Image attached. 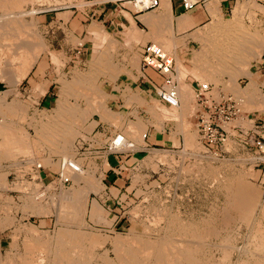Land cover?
<instances>
[{"label": "rangeland", "instance_id": "rangeland-1", "mask_svg": "<svg viewBox=\"0 0 264 264\" xmlns=\"http://www.w3.org/2000/svg\"><path fill=\"white\" fill-rule=\"evenodd\" d=\"M27 1L28 2H26V8L28 7L27 9H29L30 7L33 6L32 7L33 10H35L36 8L37 13H35L33 17H30V15H26L24 19L26 18L25 20L28 22L30 18L32 20L29 22L32 23L35 22L34 24L36 28L34 27L33 24L34 35L37 34V36L35 35L38 38L37 40H41L40 41L41 43L44 42L42 44L43 45L42 48L39 50V56L37 61L32 65L26 76L19 79L18 82H15L14 80L16 79V77L14 78L12 75H14V72L16 70L15 69L16 64L19 62V59L17 60L16 57L20 55H24L25 53L22 54V51L25 50L22 49L21 54L15 56L16 54L20 53V50H16V49L12 50L13 47L9 48L8 45L5 46L7 52H4L5 51L4 50L0 54V65L2 66V69L0 70L1 72H3V74H0L1 75L0 91L5 92V94L3 93V95L5 96L6 101L8 100L10 104L7 110L3 109L2 111L3 116L6 119H8L11 126H14L13 127L14 130L17 129L23 135L25 134L26 143H27L25 144L27 145L26 151H28L27 153L22 152V149L13 151L16 152V154L15 157L13 156L11 158V156L8 155V152L6 150H3L0 146V205H1L0 218L3 217V219H5V222L3 224L4 225L6 224L5 226L3 224L2 225L0 224V262L4 261L7 252H9L10 254L25 252L23 253V255L21 254L22 256H24V260H25L24 261L25 263L23 262L24 264H30V262L33 259L35 260V263L34 261H32L31 264L32 263L46 264V262L47 264H50L52 258L51 254H44V252L42 253L37 252L30 256L28 255V252L25 249V245H23V241L24 239L26 240L27 237L24 238L25 234L22 231L21 226L23 225L27 226L31 223L33 225H36V228H38L36 238L37 236L40 235L38 237V240L40 239L45 240L47 244L50 242L48 245L51 248L54 245L53 243L55 241L54 238H56V236L61 232H62V237H64V239L70 237L69 235L71 234V232H73V230L76 231L80 230V232L82 233L77 231V233L80 235L84 234V235L93 236L94 234L95 235L100 234L102 237L104 235V238L107 237L110 241L107 239L104 241V243L98 244L95 247H93L95 255L93 254L90 264H97L101 262L99 255L100 254L105 255V253H107L105 256H107V259L109 260L108 261L109 264H121V262L116 258L117 253H115V248H114L115 243L113 242L115 236L116 237L122 236L121 238L125 240L126 243L130 241L129 239L131 238L133 240V242L130 241L132 242L131 244L133 243L135 244V242L138 240L139 243L141 242V240L151 242L157 239L156 237L158 235L157 231L154 230L153 228L156 222L159 221L157 217L158 216L157 212L160 210L159 211L160 213L162 208L166 209V212L167 210H169L173 214H176L182 218L185 217V220L187 217L188 221L189 219L190 221L192 220L194 221L196 218L198 219L199 216L201 217L202 215H206L207 212L209 213L210 212L209 210H213V208L211 209L210 207L211 205L212 207L215 206L219 208L221 206L220 204H223L224 195H222L223 194L222 192L216 191L217 183L218 182L223 183V180L225 179L226 175L232 172L231 170L236 171L238 169L244 172V176L246 175L245 177L247 178L246 179L244 177L245 180L248 183L251 182L248 185L249 186L251 185V188L255 186V188H252V190L256 194L255 196L257 197L255 199V204H257L255 210H257L258 205L264 206V151L259 149L256 143L248 142V138L250 136L248 134L246 135L245 138L243 137L235 138L234 135L229 136L227 142L230 144L226 142L224 145V149L227 152H220V156H217V154H215L216 155L215 156L213 154H209L205 152V147L202 145L199 139V135L196 127V116L198 112V107L196 106L194 99L193 86H195L196 81H200V82H208V81L202 78L200 80V78L198 79V77H195L197 75H194V73L189 72L190 71L189 69H192L189 62L188 63L185 62L187 59L190 58L192 60L197 52L200 53L199 49L201 50L205 48V47L201 48L203 46L207 45L208 47H206L207 48L206 50L208 49L212 50L213 47H211L209 43L203 42L204 44L206 43L205 45H203L201 39L200 41L196 39L199 38V35L201 37L204 35V33L206 36V34H211L214 30L221 31L223 29H229L230 27L236 28V31H242L245 35L247 34V38H248L247 41H249V39L252 38V40L250 39L249 42L246 41L245 44L246 49L248 48L249 50L250 48L252 52H254V50L256 52V50L258 49L257 46H259L258 43H260L259 50H261V52L259 54V57L254 58L250 55L252 54L250 53L251 51L247 52L245 50L244 52H247L249 54L247 53L242 54L244 60L241 61L242 64L239 63V72L238 74H235L236 76L233 75V77H231V75L227 73L224 72L222 73V71L220 72L219 70L216 71L215 68L216 63L214 62L213 70H215L216 72L215 71L213 72V70H211L210 68L211 72L214 75L212 79L213 81L211 80L208 83H212L215 89L218 88L224 91L225 93H231L233 97H236L238 95L237 98L239 99L240 97L239 100L243 102L244 101L243 97L241 98V95L239 96V94H237V92L234 91L235 90L234 87L237 86V88H244L245 85H247L250 81V77L246 76L247 74H244V72L241 73L240 66H242L243 68L242 71L247 70L249 73H252L253 80H255L258 84L257 90L259 92L258 91L257 92L259 94H263L264 81L262 80L264 78L263 76H261V73H263L264 71H260V70L261 68L264 67V0H229L231 1V5L226 10L221 9L220 4L222 0H208L205 3V11L207 12V18L200 26H196L194 27V29H191L189 31L188 29H190L194 25L191 23V25H188L186 28L182 29L175 22L177 17H175L172 14L173 18L171 21V25L166 30V34H168L167 31L170 32L168 38L171 39V41L173 40L175 42H178L176 49L174 44H173L174 47H172L173 46L172 44L171 46H169L174 48L176 51L172 48H170L171 50L169 51L168 47L163 46L162 43H161L162 45H160V43L157 40H154L153 36L150 38V36L152 35L151 34L152 30L150 32L147 31L150 30L151 26L149 25L147 26V23L145 24L144 21H142V17L140 18L141 15H144L143 13L146 14L147 12L150 13L153 11L154 13L156 12L158 13L161 10L160 8L163 0H160V3L156 9H149L145 11H138L137 8L133 5V0H117L116 2L115 0L109 2H106V0H62L61 2H58L59 0H37V2L36 0L34 1L27 0ZM31 1H33L32 6H31ZM34 2L37 4H35ZM107 12H112V17L108 19H104L103 13H107ZM135 15H139L138 16L139 19L143 22V24L146 27L143 24H135L134 21ZM129 21L131 23L133 22V25L131 24V27L129 25L130 23H128ZM132 26L133 29L134 27H136L142 33L145 32L147 36L146 34H141L140 31L137 33L141 35L140 36L141 38L143 36L142 39L137 36L138 34L136 36L134 34H129L130 32L132 33L133 30ZM97 27L99 28V30H97V33L96 32L94 33L93 29H97ZM35 29L37 30L36 31L37 33L35 32ZM175 30L179 33L183 32L184 34L176 35L174 33ZM99 31L102 32L101 37H98L100 36V34L98 35V33H100ZM103 34H105L104 35L106 37L105 39L102 38ZM148 34L151 35L149 36ZM196 34L198 37L197 36L195 37ZM171 36H173L172 37L173 39L171 38ZM205 36H203V38H206ZM28 37H29L28 39L30 40L31 36ZM95 37L96 38L98 37L100 39L97 40ZM137 37L140 40H138ZM133 38L135 39V41ZM144 38L145 40H143ZM148 40H150L153 43L159 44L166 52L175 55V60L176 58H178L177 60L180 61L179 59V55H180V58H182L181 62L182 63L185 62L184 64L190 65V67L189 65H185L188 66L186 67L187 69L182 68L183 65L180 62L182 66L181 68L177 69V71L179 72V70L181 69L180 71L182 72L181 76L183 77V80L182 78H177V80L178 83H180L178 86L179 89L178 98H180L181 95L183 94L184 97H187V99H189L186 100L188 105L187 107L189 108H187V110L184 111V115H185L184 119L187 123L186 127L189 133L190 131L192 132L190 133V135L193 136L196 135L194 137L196 138L197 141L193 137V145L195 144L193 148L185 145L184 135L182 137V135L179 134L180 132H182V128H183L182 122L181 120H179L180 119L179 117L175 118L176 116L173 117L171 115H169L171 117H168L165 116L164 113L162 114L159 111H154V112L149 111V109L145 108L144 105L140 104L138 101H135L134 99L135 97H141L144 100L150 102L153 100L157 104V108L159 106L160 108L169 107L161 103L153 95H148L147 92L146 93L142 92L138 88L139 86H137L141 81V78H139L141 76L139 70L140 48ZM256 40L258 42H256ZM106 41H108L109 43ZM253 41L255 42L252 44L257 43V45L256 44L250 45V43ZM104 43L105 45L102 46V44ZM114 44L115 47L114 48L111 47L112 45L114 46ZM108 45L111 46L108 47ZM209 46L211 48H209ZM251 46H254L256 48ZM100 47H102L104 51H102ZM7 48L9 49V53ZM14 50L16 53L14 52ZM107 50L109 52L108 54H107ZM173 50L176 53H174ZM99 51L104 52L107 55L105 54L102 55ZM178 51L179 53L181 52L185 55L183 56V54L181 55V53L180 54L177 53ZM6 53H8L9 56H7L8 54ZM98 53H100L99 55L104 56L103 58L106 59L108 62L111 60V63L109 62V64L111 65L113 64L111 68L113 69L112 73L114 74L113 75L111 73V76L113 75L114 77L113 76L111 77L110 75L104 72H100L103 73L104 74L103 75L100 74L99 71L98 72L94 71L95 69L91 61L93 62V60L97 57ZM1 56L4 58H2ZM13 56H15L14 61L9 60V58ZM7 57L9 58L5 59ZM2 60H5L4 61L5 64L7 63L6 65L4 64V66H6V68L4 69H3L4 66L2 65L3 64ZM182 60H184V62ZM8 64H10L9 67H11V72H10V68L7 66ZM121 67H124L125 69ZM7 68L9 69L7 70ZM124 70L125 72H123ZM4 72L5 73L7 72L8 74L7 73L5 74ZM91 72H93L94 75L95 73L96 74L99 73L97 74L98 76L97 75L95 76V78L101 90H97V92L99 91L98 94L96 91L95 93H93L92 91L91 94H88L89 96H87V100H89V103H85L84 99H79V98L77 99L73 95L71 96L69 95L68 96L69 98L67 99L66 98L63 99L61 97L62 80L66 82H72L75 77L82 75L88 76L91 74ZM181 72H179V74ZM10 75L12 77H10ZM156 81L161 82L162 79L159 78ZM42 82L49 83L50 86V89L46 92V95L49 94L48 103H43L40 101L41 97L45 94V91H43V89L41 88V84H39ZM182 82L184 83V85H182ZM186 86H188L189 88L186 89ZM180 88L183 90L181 91ZM179 91L183 93L181 94V92ZM256 98L257 97L252 98V100L250 101L252 103L247 102L245 100L247 102L246 108L249 107L250 109H252L254 107V109L252 110H250L249 108H247L248 109L247 110L245 108V105H242L243 103L246 104L245 101L242 104L240 102V106L242 110L241 112L244 114H242L243 116L240 115L238 118H235L232 121H230L229 126H227L228 124L226 125V128L228 129L229 132H231L232 134L233 133L236 134V132L232 128L234 125L242 126L246 131L252 126V120L255 119L258 120L259 118L264 120V117L259 115L260 111H258L259 107H260L259 110H262L261 109L262 104L261 102L258 101V99L256 100ZM61 100L67 106L68 104L71 105V107L74 105L76 107L78 106L77 108L78 115L82 112L84 113V114L82 113L83 115L81 114L79 115L81 119L75 121V124L77 126L78 124L80 125L79 122H81V125L79 126L80 128L78 130L79 132L78 134L71 137L72 140L70 139L68 142L69 146L68 144H66V148H68L69 150L66 149L67 152L65 153L69 154L68 151H70L69 155L74 158L77 150L76 141L79 142L84 141L85 144L80 150L81 156L80 158L77 159V161H79L78 168L80 169L81 172H85V173L87 172V174L89 175L91 174V176H94L98 179L100 178L99 180H101L103 184V188H102L103 190L98 189V191L97 190L84 191L83 190V188H85L84 185L81 186V190H83L81 191V193L84 192L83 193L84 195L81 194V196L82 195L83 196L82 197L80 196L81 198L79 197L81 199V202L78 203L80 209L77 207V211L76 210L74 211V212H78L76 213L77 215L74 212H72L73 210L66 212L63 209H61L60 206L57 205L63 199L62 198L63 193H65V195L69 194L73 185H75V181L71 180L70 184L66 186L62 184H58L57 181L50 182V180L53 178L54 173L59 172V170L56 169V166L54 165L58 164L60 162L59 160L63 156H60V154L57 153L51 154L52 153L51 150L53 149L49 148L50 146L46 145V143L41 142L37 137H35L36 130L34 126L35 123L33 122L34 119L36 120L37 116L38 118L44 116L45 114L43 113H46V115L57 114L55 113V111L57 109L59 110V105H60L59 103H61ZM95 101L98 102V105L102 103L104 104L105 102L106 104V105L104 104L105 106L101 105L103 109L101 106H99V108L101 107L100 108L101 110L108 108L111 114L115 115V116L113 115V117L115 118L119 117L118 119H122L123 121L127 119L129 120L128 121L129 123L131 122L133 124L137 123V121H140L141 123L143 122L142 123L143 132L147 133V138L144 139L142 136L144 133H142L140 135V142H138L139 139L137 141L133 137V135L131 134L128 128L127 129L122 128L120 124L115 121L113 123L112 120H114L115 118L111 120L112 123L110 119H106L105 121V118L100 117V115L102 114H98L100 109L97 108L98 107L96 105L97 102ZM94 102L96 103L94 104L96 107L95 106L94 107L97 108L98 112H95V108L94 110L91 109V107H93ZM257 102H259L261 106L260 104L259 106H257L258 104ZM15 104H17V106L19 107H16ZM86 104L87 105L91 104V105L88 106L89 108H86L85 107L87 106ZM248 104H250L251 106L250 105L248 106ZM10 107L11 108L16 107L13 109L16 111L12 113L13 110ZM89 109L92 110L91 113H90L91 110ZM17 110L18 113H16ZM85 112L87 113L85 114ZM162 115L164 117H162ZM16 116L17 117L19 116L18 117L19 119H16ZM20 116L26 117L25 120L22 119V117ZM79 116L76 117V119L79 118ZM82 116L85 117L83 118ZM28 120H30L29 121L30 123L29 122L27 123ZM81 120L84 121L82 122ZM86 120L88 121V123L90 122L91 124L90 123L88 124ZM12 121H14L15 123ZM86 125H88L91 128V131L90 128L87 127ZM113 125H118L120 126V128L118 126H113ZM187 125H190L189 126L190 129L188 128ZM86 130H88L89 132L87 133ZM262 134H264V131L262 132ZM117 135H119L120 137L117 138L119 141L117 142L116 140L117 143L116 145L114 144L113 141ZM173 136L174 138H171ZM182 138H184V140ZM261 139L264 140V138ZM175 140H177V142ZM153 141L155 143L151 145ZM105 143L107 150L109 146L108 143H110L111 148H113L115 145L119 146V149L116 150L117 152L114 153V155L126 154V157H119V159H122V161L120 160V165H119L120 169H118V167H114L115 169L113 170L114 171L113 179L118 178L116 184H113V179L110 180L109 182L108 181L106 182V180L104 179V176L107 172L109 174L112 172V170H108L109 169L108 162L110 161L108 160L107 152L104 151ZM129 143H132L133 146H129ZM183 144L185 145V147L187 146L186 148H184L186 153H184L183 151L185 155L188 153L189 150H192L189 151V153L186 155L187 158L183 153H181L184 147ZM227 146L230 147L227 148ZM262 148L264 149V146H262ZM140 150H144V151H140ZM111 151L109 152L113 153ZM191 154H193L194 156ZM27 160L31 162L29 163ZM110 160L112 161L113 158L111 157ZM191 160L192 161L197 160V161H194V163L192 164ZM36 161L37 163L42 162V165L44 166V170H40V169L36 170V173L34 174L33 171L31 170L33 168V164L34 165L37 164ZM187 161L190 163L192 169L189 168L190 166L187 163ZM206 162L208 163L206 164ZM24 163L26 164V166ZM185 164H187L188 167ZM183 165L184 167L182 168ZM206 165L208 166V168ZM27 166H29V168ZM184 169L187 171V173L186 171H184ZM195 169L199 170V172L196 174H192V172L195 173ZM210 169H214L217 175H215L214 177L212 175H209L208 170ZM190 170L192 172H190ZM225 171H227V173H224ZM245 171L247 172L245 173ZM42 173L46 175L50 174L49 175L50 179H47V176L45 177L46 179H44V176L41 175ZM35 175L40 176V178L36 177ZM216 177L218 178L221 177V178H219V181H217L218 178ZM72 178L73 177H71L70 179ZM213 178H215L214 181ZM212 185L215 187H213ZM25 187H27L26 188L27 190L25 189ZM89 189H92V185H90ZM38 192L39 194H37ZM41 200L43 201L44 204L42 203ZM117 200L120 201V204L117 203ZM92 201L98 202L100 206L102 205L101 212L99 216H97L98 218H96V216L93 217V215L89 210V206L92 203ZM32 202L39 204L41 208L45 210H42L39 214H32L31 210L29 209V205ZM151 207H153V209ZM57 208H60L61 210L59 209L60 211L58 212ZM164 209H162V211H165ZM82 210H84L85 212ZM257 213L253 219L255 222L252 220L253 221L252 223L251 220L246 219L245 221L242 222V224L238 228L237 234L235 235L236 236L235 244L237 246L240 247L242 246V244L245 243L249 244L252 239V236L250 237L249 235H252L254 227L257 226V224L264 225V218L261 217V213L258 214ZM66 214H68L69 216ZM140 221L143 222L140 223ZM248 223L251 227L248 225ZM247 225L250 228L249 227L247 228ZM142 226L145 227L147 226L146 228L148 230L145 229V227L141 228ZM63 228L64 231L67 232L70 231L68 235L67 232L63 231ZM247 229L251 232H248ZM63 232L67 237L63 235ZM225 234L226 231L219 226L218 233L215 235L216 237L211 235L208 239L210 244L208 247L209 255L212 257V259L215 262L218 261L217 264H225L222 260L223 258L222 245L224 244L223 239ZM219 238H223V239H219ZM111 241L112 244L110 243ZM137 243L138 242H136V244ZM213 243L217 245H213ZM218 243L222 245L220 246V244ZM235 252L236 251H234V253L233 252L231 253L230 257L232 259L229 260L228 264L230 263L233 264L234 262H236L235 259L238 258V256H237V252L236 253ZM218 256L220 258H218ZM219 259L221 263L219 262ZM93 261L96 263H94ZM20 263L21 262L19 260H16V264H20ZM1 264H3V262Z\"/></svg>", "mask_w": 264, "mask_h": 264}, {"label": "bare ground", "instance_id": "bare-ground-1", "mask_svg": "<svg viewBox=\"0 0 264 264\" xmlns=\"http://www.w3.org/2000/svg\"><path fill=\"white\" fill-rule=\"evenodd\" d=\"M33 1H31V6H32V2ZM61 1L62 0H59L58 2H61ZM26 2H28V1L27 0H0V54L4 50H5L4 52H7L5 46H8V45H9V48L10 47L11 48L13 47L12 50L13 49L20 50V53L17 51L19 54H16V55L14 54L15 56L20 55L22 49L25 50V51H22V54L25 53L24 55H20V56H17L16 57L17 60L19 59V62L17 61L19 64L18 63L16 64V68H15L16 70L14 72V75H12L14 78L16 77L15 80L13 79L15 82H18L19 79H21L22 77L26 76V74L29 72V70L32 67V65L37 61L38 56H39V50L42 48V46H43L42 44L44 43L43 41H42L43 43H41L40 42L41 40H37L38 39L36 37L37 34H35L36 36L34 35L33 24L35 22L34 23L29 22V21L32 20L30 18H29L28 22L25 20L26 18L24 19V17L26 15H30V17H33L34 14L37 13L36 12V8H35V10H33V8H32L33 6L30 7L29 9H27L28 7L26 8ZM36 2H37V0H36ZM169 3H170V0H163L162 3H161V8H160L161 10L158 13L157 12L154 13V11L153 12H150V13L147 12L146 14L143 13L144 15H141L140 18L142 17V21H144L145 24L147 23V26L148 25L151 26L150 27V30L147 31V32H150L152 30L151 31V34L152 35L150 34L151 35L150 36L148 34L150 36V38L153 36L154 37V40H157L160 43V45L163 44V46L168 47V49L170 51L171 50L170 48L174 47V45H175V49L177 48L176 46H177V43L178 42H175L173 40L171 41V39L168 38V35H170L169 34L170 32L167 31L168 34H166V30L171 25V21H172V18H173ZM35 4H37V3H35ZM60 7H61V5H60ZM140 7H142V6L141 5L138 6V8H140ZM126 13H124V14H126ZM128 20H129V17H128ZM130 21L128 23H130L129 25L131 27V24L133 25V22L131 23ZM175 22L182 29L183 28H186L188 25H191V23H192V21L190 20V18L186 14L185 15H182L180 17H177ZM134 26H136V25H134ZM34 27H35V24H34ZM154 27H155V29H154ZM147 28H149V27H147ZM132 29H133V26H132ZM134 29H136L137 31L134 30ZM134 29L132 30V33L130 32L129 34H134L136 36L138 34L137 32H139L140 30L137 29L136 27H134ZM93 30H94V33L95 32L97 33V30H99V28L97 27V29H93ZM36 31L37 30L35 29V32ZM91 32H93V31H91ZM101 33L102 32L98 33V35L100 34V36H98V37H101ZM140 33L141 34H146L145 32L142 33L141 31H140ZM104 35L105 34L102 35V38L103 39L106 38ZM134 35H131V36H134ZM28 36H31L30 37V40L28 39L29 38ZM137 36L139 38H141L140 37L141 36L140 34H138ZM146 36H147V34H146ZM196 36H197V34L195 35V37ZM203 36H205V33H204ZM203 36L200 37V35H199V38H196V39H198L199 41L201 39V42L202 43L203 42L209 43L211 45V47H213V48H212V50L211 49L210 50L209 49L206 50L207 49L206 47H208V46L207 45L206 46H203L201 48H204V47L205 48L204 49H201V50L199 49V52L200 53L197 52L195 54V56L193 57L192 60H191V58L190 59H187L188 61L186 60L185 62L186 63L189 62V64L191 65V68H192V69H189L190 70L189 72H192V73H194V75H197L195 77H198V79L199 78H200V80H201V78L202 79H206L209 82V81H211L213 79V75L214 74L211 72V70H213V63L215 62L216 63L215 64L216 71H218V70H219V72L222 71V73L223 72L224 73H227V74L231 75V77H233V75H235V74H238V72H239V63L242 64L241 61L244 60L242 54L247 53L248 51H251L250 48H249V50H248V48L247 49L245 48V44H246V41L248 39L247 38V34L245 35L242 31H236V28H231L230 27L229 29H223L221 31L214 30L211 34H206V36H205L206 38H203ZM98 37L97 38L95 37V38L98 40V39H100ZM138 37H137V39H138ZM172 37L173 36H171V38ZM32 38H33V40H32ZM129 38H130V36H129ZM142 38H143V36H142ZM145 38H147V37H145ZM145 38L143 40H145ZM250 39L252 40V38H250ZM250 39H249V41H250ZM138 40H140V39H138ZM134 41H135V39H134ZM249 41H247V42H249ZM106 42H108V41H106ZM254 42L255 41L251 42L250 45H255V44L257 45V43L252 44ZM256 42H258V41L256 40ZM105 43L102 44V46L105 45ZM171 44L172 45L174 44V45L172 47H169V46H171ZM205 44L203 43V45H205ZM258 44L260 46V43H258ZM247 45H248V43H247ZM109 46H111V45H108V47ZM259 46H257L258 52H257V50H256V52H255V50H254V52H252V51L250 52V53H252V54H250L252 57H254V58L259 57V54L261 52V50H259L260 49ZM111 47L114 48L115 47V44H114V46L112 45ZM211 47L209 46V48H211ZM251 47H254V46H251ZM19 48H21V49H19ZM100 48L102 49V51H104L102 47H100ZM254 48H256V47H254ZM254 48H251V49H254ZM37 49H38V51H37ZM172 49H174V48H172ZM7 50H8V53H9V49L8 48H7ZM174 50H173V52H174ZM245 50L247 52H244ZM113 51H115V50H113ZM14 52H15V50H14ZM99 52L102 55H104V54L107 55L109 53L108 50H107V54L104 53V52H101V51H99ZM8 53H6V54H8ZM100 53H98V55ZM174 53H176V52H174ZM177 53H179V51ZM182 54L183 53H181V55ZM247 54H249V53H247ZM98 55L93 60V62L91 61L92 65H93V67L95 69L94 71L95 72H98L99 71V73L100 72H104V73H106V74H108V75L111 76V73H112V70H113L111 68V66L113 64L112 65L109 64V62L111 63V60L108 62L106 59L103 58L104 56H102V55H99L98 56ZM170 55H172V54H170ZM184 55L185 54H183V56ZM2 56H4V55H2ZM7 56H9V54ZM15 56L10 57V58L7 57L5 59H8L9 58V60H13L14 61V57ZM172 56H174V60H175V55H172ZM2 58H4V57H2ZM16 59H15V61H16ZM177 59L178 58H176V60H175V70H176L175 78H176V80H177V78H182V80H183V77L181 76L182 72L180 71L181 69L179 70V72H181L180 74L177 71V69L181 68L182 65H183L182 68H186L188 66H185V65H189V64H184L185 63L184 60H182L184 62V63H182L181 62V59L182 58H180V55H179L180 61L177 60ZM189 60H191V61H189ZM2 61H3V64L2 65L4 66V64H5L4 61L5 60H2ZM130 61H132V60H130ZM176 61L178 62V64H177ZM180 62L182 63V65H181ZM10 63H11V61H10ZM9 65L10 64H8L7 66L9 67ZM17 65H19V66H17ZM190 65H189V67H190ZM240 67H241L240 68L241 69V73L244 72V74H247L246 76L250 77V81H249V83L247 85H245L244 88H237V86L235 85L236 87H234L235 88L234 91L237 92V94H239V96L241 95V98L243 97V100L244 101L246 100L247 102H250L252 100V98L257 97L256 100L258 99V101L261 102V104H262V107H261L262 110H259L260 107H259V109L257 108L258 111H260L259 115H261L262 117H264V93L263 94H259L258 93L259 92L257 90L258 89V86H257L258 84H257V82L255 80H253L252 73H249L246 69H244L246 71H242L243 68H242V66H240ZM4 68H6V66H4L3 69ZM9 68H10V72H11V67H9ZM9 68H7V70ZM121 68H124V67H121ZM210 68H211V70H210ZM0 69H2V66L1 65H0ZM191 70H193V71H191ZM194 71L196 72V74H195ZM214 71L215 70H213V72ZM0 72H1V70H0ZM123 72H125V70ZM99 73H97V74H99ZM140 73H141V71H140ZM0 74H3V72H1ZM97 74L95 73V75H94L93 72H91V74L88 75V76H85V75L84 76L83 75L82 76H77V77L74 78V80L72 78V80H73L72 82H66V81H64V80L61 79L62 80V82H61L62 83L61 84L62 85V94H61V97L63 99H65V98L67 99V98H69L68 97L69 95L70 96L73 95L77 99L78 98L79 99H84L85 103H89V100H87V96H89L88 94H91L92 91H93V93H95V91L97 92V90H101V88H99L100 86L96 82L95 76ZM100 74H103V73H100ZM74 75H76V74H74ZM78 75H80V74H78ZM92 75H94V76H92ZM12 76L10 75V77H12ZM0 78H1V75H0ZM10 83H12V82H10ZM179 84L180 83H178V80H177V94H178V90H179L178 89ZM182 85H184L183 82H182ZM185 85H186V83H185ZM188 88L189 87L186 86V89H188ZM80 89H81V91H80ZM182 90L183 89H181V91ZM181 91H179V92H181ZM98 92H97V94H98ZM3 93L5 94V92L0 91V146H1V148L3 150H6L8 152V155L11 156V158H12L13 156L15 157V154H16V152H13V151L21 150L22 149V152L27 153L28 152V151H26L27 145H25L27 143H26V136H25V134L23 135L17 129L14 130L13 129L14 126H11L10 123H9V121H8V119H6L3 116V112H2L3 109H6L7 110L8 107H9V105H10L9 102H8V100L6 101L5 96L3 95ZM182 93L183 92H181V94ZM237 96H236V98H237ZM102 97H100V98H102ZM134 99H135V101H138L140 104L144 105L145 108L149 109V111H152V112L159 111L160 113H162V114L164 113L165 116H168V117H171V116H173V117L176 116L175 118H178L179 117L180 118L179 120H181L182 125H183L182 132L179 133V134L182 135V137L184 135L185 140H184V138H182V139L185 141V143L184 142L183 143L185 145H187L188 147H191V148H193V146H195V144L193 145V137L196 136V135H194V136L193 135H190V133H192V132L190 131V133H189V131H188L187 127H186V124L187 123H186V121L184 119V116H185L184 115V111L187 110V108H189V107H187L188 105H187V101L186 100H189V99H187V97H184L183 94H182L181 97L178 98L179 101H178V104L176 106H169L167 108L166 107L165 108L164 107L163 108H160L159 105H158L159 107L157 108V104L153 100L150 102V101L144 100L141 97H135ZM239 99H240V97H239ZM246 101H245L246 104H244L243 102L240 101L241 104L243 103L242 105H245V108H246V105H247V102ZM95 102H97V101H95ZM95 102L93 103V107H91V109H93V110L96 107L94 105V104H96ZM259 102H257L258 103L257 106H259V104H260ZM250 103H252V102H250ZM12 104H11V106H12ZM59 104H60L59 105V110L57 109L56 110L57 112L55 111V113H57V114H55V115L52 114L53 116L50 114L51 115L50 116V115H46V113H43L45 115L42 116V114H41V116L44 117V118H42V117H39L38 118V116H37L36 120L33 118L34 119L33 122L35 123V125H34L35 126V130H36V133H35L36 136L35 137H37L41 142L46 143V145L50 146L49 148L53 149V150L50 149L52 151L51 154H56L57 153V154H60V156H63L62 158H69V159L73 160L74 158L69 155L70 154V151H68L69 154L65 153V152H67L66 149H68V148H66V144H68V142L71 139V137H73L74 135L78 134V132H79L78 130L80 128L79 126L81 125V122H79L80 125L78 124V126H77L75 124V121L78 120V119H81L79 115L80 114L83 115L84 113L81 111L83 114L80 113L78 115V111H77L78 106L76 107L74 105V106L71 107V105H69V104L67 106V105L64 104V102H62V100H61V103H59ZM104 104H105V102H104ZM104 104L102 103V104L98 105V102H97L96 105L98 106L97 108L100 109L102 106H105L106 105V104L105 105ZM254 104H255V101H254ZM261 104H260V106H261ZM15 105H16V107H19V106H17V104H15ZM90 105H87L85 107L86 108H89L88 106H90ZM249 105L250 104H248V106ZM99 106H101V107L99 108ZM16 107H14V108H16ZM14 108H11V109L13 110ZM97 108H95V112H98ZM247 108H249V107H247ZM91 109H89V110H91ZM102 109H103V107H102ZM252 109H254V107ZM252 109H250V110H252ZM14 111H16V110H13L12 113ZM79 112H80V110H79ZM91 112H92V110L90 111V113ZM159 112H157V113H159ZM16 113H18V110H17ZM86 113L87 112H85V114ZM98 114H102V115H100V117L105 118V121H106V119H110V121H111L113 118H115V117H113L114 114L112 115L111 112H110V110H108V108L107 109H104V110H101L100 109V111H99ZM169 115H171V116H169ZM78 116H79V118L76 119V117H78ZM18 117L16 116V119H19ZM20 117H22V116H20ZM162 117H164V116L162 115ZM25 118L26 117H22V119H24V120H25ZM118 118L116 117L114 120H112L113 123L115 121V122L119 123L122 128H126V129L128 128L129 131L131 132V134L133 135V137L137 141L139 139L138 142H140V135L142 133H144L143 132V124H142L143 122L141 123L140 121H137V123H134L133 124L131 122L129 123L128 122L129 120H127V119H126L127 121L126 120L123 121L122 119H118ZM29 121L30 120H28L27 123ZM112 121H111V123H112ZM12 122H14V121H12ZM87 123H88V121H87ZM31 124H33V123H31ZM73 125H75V126H73ZM225 125H227V124H225ZM86 126L89 127L88 125H86ZM113 126H118V125H113ZM120 126H118V127L120 128ZM187 126L190 129V127H189L190 125H187ZM89 128H88V130H89ZM88 130H86L87 133L89 132ZM90 131H91V128H90ZM172 134H173V132H172ZM85 135H86V133H85ZM171 138H174V136L171 137ZM194 139L196 140L195 137H194ZM118 141L119 140L117 139V142ZM175 141L177 142V140H175ZM110 142H111V139H110ZM108 144H109L108 150L109 149H110L109 151L112 150L111 152H113V153H116L117 152L116 150L119 149V146H116L115 145L113 148H111L110 147V143H108ZM184 144H183L184 147L182 146L183 149L187 147V146L185 147ZM228 144H230V143H228ZM68 146H69V144H68ZM230 146H227V148L230 147ZM143 147H145V146H143ZM183 149H182L181 153H183V151H184V153H186L185 152V149L184 150ZM189 151H192V150H189ZM189 151H188V153H189ZM18 153H19V151H18ZM196 153H198V152H196ZM71 155H72V153H71ZM186 155H185V157H186ZM191 155H193V154H191ZM178 156H181V155H178ZM201 156H203V155H201ZM189 157H188V159H189ZM172 160H174V159H172ZM184 160H185V158H184ZM253 160H255V159H253ZM27 161L29 163L31 162L29 160H27ZM194 161H197V160H194ZM194 161H192V164L194 163ZM36 163H37V161H36ZM75 163L77 164V167H78L79 166L78 165L79 164V161H76ZM187 163L190 166L189 168L192 169L190 163L188 161H187ZM207 163L208 162H206V164ZM39 164L42 165V162L41 163H37L35 165L33 164V165L36 167ZM201 164H202V162H201ZM185 165L187 166V164H185ZM209 165H210V163H209ZM219 165H218V167H219ZM25 166H26V164H25ZM54 166H56V169L59 170V163L58 164H55ZM194 166H196V165H194ZM27 167L29 168V166H27ZM183 167H184V165L182 166V168ZM197 167H198V165H197ZM230 167H231V165H230ZM207 168H208V166H207ZM40 170H44V166ZM196 170L197 169H195V173L192 172L191 170H190V172H192V174H196V173L199 172V170H197V171ZM184 171H186V170L184 169ZM208 171H209V175H212L213 177L215 175H217L216 174V171L214 169H210ZM231 171L232 172H230L229 174L226 175L225 179L222 177L224 179L223 180V183H220V182L217 183V189H216V191H220V192L223 193V194L222 193L221 194L224 195L223 204H220L221 206L219 208H217L215 206L212 207V205H211L210 207H211V209L213 208V210H209L210 211L209 213L207 212L206 215H202L201 217L199 216V218L198 219L196 218L194 221L193 220L190 221V219L188 221L187 217H186V220H185V217L182 218V217H180V216H178L176 214H173L169 210H167V212H166V209L162 208L165 211H162V209H161V212L160 213H159L160 210L157 212L158 213V216L157 217H158L159 221L156 222V224L154 225V228H153L154 230L157 231V234H158L156 236L157 239H155L154 241H151V240H153V239H151L150 240L151 242H149V241H145V240L142 241L141 240V237H140V240H141L140 243H139V240H138V241H136V242H138L137 244H136V242H135V244L134 243L131 244L133 242V240L131 238L129 239L127 237L132 242H130V241L127 240L128 242L126 243V241L121 238L122 236H120V237L119 236H117V237L116 236L115 237L113 236L114 237L113 242L115 243L114 244L115 253H117V257L116 258L121 262V264H217L218 261L215 262L212 259V257L209 255V252H208L209 249H208V247H209L210 244H209L208 239H209V237L211 235L215 236L218 233L219 226H220L222 229H224L226 231L225 236L222 235V236H224V239L223 238H219V239H223L224 240V244L223 245L220 244L221 242L218 243V244H220V246L221 245L223 246V248H222V252H223L222 253L223 254L222 260H223V262L225 264H228L229 260L232 259L230 257V255H231L232 252L234 253V251L237 252L238 258H236L237 260L235 259L236 262H234V263L232 262L233 264H264V225L257 224V226L254 227V230H253L252 235H249L250 237L252 236L251 242L250 243L248 242L249 244L245 243V244H242V246H240V247L235 244V239H236V236L235 235L237 234L238 228L240 227V225L242 224V222L245 221L246 219L252 221L254 219V217H255V215H256L257 212L258 213H261V217L264 218V208H263L264 206L258 205L257 210H255V208L257 206V204H255V199L257 197L255 196L256 195L255 192L252 190V188H255V186L251 188V185L250 186L248 185L251 182L248 183L245 180V178H246L245 176L246 175L244 176V172H242V171H240L238 169L236 171H233V170H231ZM66 172L69 175V177H73L71 180H74L75 181V185H73V187L70 190V192H69L68 195H65V193H63V197H62L64 199V200L62 199L63 201L60 199L61 201L60 202L58 201L59 204H57L56 202L55 203L58 206H60V208L63 209L64 211H66V212H69V211H72V210H73L72 212H74L75 210L77 211V207L78 208L80 207L78 203L81 202V199L80 198L84 195L83 194L84 192L81 193V191H83V190L84 191H90V190H93V191H96L97 190L98 191V189L101 190L103 188V184H102V181L99 180L100 178L98 179V178H96L94 176H91V174L89 175V174H87V172L86 173L85 172H81L79 168H78L77 171H75L72 168H70V170H68ZM219 172H218V174H219ZM246 172L247 171H245V173ZM186 173H187V171H186ZM224 173H227V171H225ZM216 178H218V177H216ZM219 178H221V177H219ZM219 178H218L217 181H219ZM214 180H215V178H213V181ZM83 185H84L85 188H83V190H81V186H83ZM90 185H92V189H89L90 188ZM199 186H200V183H199ZM213 187H215V186H213ZM26 188L27 187H25V189ZM173 189H174V187H173ZM37 194H39V192ZM81 194H83V195L81 196ZM85 194H86V192H85ZM42 203H43V201H42ZM42 203H41V205H42ZM213 204H215V203H213ZM101 207H102V205L100 206L98 204V202L92 201V203L89 206V210H90L91 214L93 215V217L96 216V218H98L97 216H99V214L101 212ZM162 207H164V206H162ZM60 208H57L58 212L61 210ZM151 208L153 209V207H151ZM29 209L31 210L32 214H39L42 210H45V209H42L41 206L39 204H36L35 202H32L29 205ZM157 210H158V208H157ZM254 210H255V212H254ZM82 211H84V210H82ZM144 211H145V209H144ZM136 212H134V213H136ZM74 213L76 214L78 212H74ZM46 214H47V212H46ZM70 214H71V212H70ZM147 214H149V213H147ZM66 215H68V214H66ZM155 217H156V215H155ZM152 219H153V217H152ZM256 220H257V218H256ZM151 221H153V220H151ZM156 221H157V219H156ZM253 221H252V223H253ZM4 222H5V219H3V217L0 218V224L2 225ZM141 222H143V221H140V223ZM154 222H155V219H154ZM152 224H154V223H152ZM248 225H249V223H248ZM248 225H247V228L250 226V225L249 226ZM144 227L145 226H142L141 228H144ZM146 227H145V229H147ZM149 227H151V226H149ZM21 229H22V231L25 234L24 238L27 237L26 240L24 239L23 245H25V249L27 250L28 255L31 256V255H33L34 253H37V252L38 253L44 252V254H51L52 255V258H51L50 264H90V261L92 260V256L94 254L93 247H95L98 244L104 243V241L108 239L107 237L104 238V235L102 237L100 234H97V235L94 234L93 236L84 235V234L83 235L82 234L80 235V234L77 233V231L80 232V230H77V231L76 230H73V232H71V234L69 235L70 237H67L64 234V232H67V231H64V228H63V231H64L63 232V235L66 236L67 238L64 239V237H62V232L59 233L57 236L55 235L56 238H54V240H55L53 242L54 245L51 248L48 245L50 243L49 241H51V240L47 241V242H49L47 244L45 240H41L40 238H39L40 240H38V237L40 236L39 234H38L39 236H37V238H36L37 229H38V228H36V225H33V224L30 223L27 226L26 225L21 226ZM61 230H62V228H61ZM59 232H60V230H59ZM69 232H67V235H68ZM142 232H143V229H142ZM248 232H251V231L248 230ZM80 233H82V232H80ZM89 233H91V232H89ZM128 233H131V232H128ZM133 234H135V233H133ZM133 237H134V235H133ZM249 238H248V240H249ZM142 239H143V237H142ZM148 239H150V238H148ZM245 240H247V239H245ZM110 243L112 244V241ZM213 245H217V244L213 243ZM8 253L9 252H7V254L5 255L4 261H2L3 264H16V260H19L22 264L25 263L24 262L25 261L24 260V256H22L23 253H25V252H22V253L19 252L17 254L15 252H14L15 254H10V253L8 254ZM106 254L107 253H105V255ZM105 255L104 254L103 255L102 254L99 255L100 256V259H101V260L100 259L99 260L101 262L98 261L99 263H97V264H109V262H108L109 260L107 259V256H105ZM44 257H46V256H44ZM49 257H47V258H49ZM218 258H220V257L218 256ZM48 260H50V259H48ZM32 261H34V263H35V260L34 259ZM2 262H0V264ZM31 262H30V264H31ZM219 262H220V259H219ZM36 263H38V262H36ZM94 263H96V262H94ZM46 264H47V262H46Z\"/></svg>", "mask_w": 264, "mask_h": 264}, {"label": "built area", "instance_id": "built-area-1", "mask_svg": "<svg viewBox=\"0 0 264 264\" xmlns=\"http://www.w3.org/2000/svg\"><path fill=\"white\" fill-rule=\"evenodd\" d=\"M109 1L113 0H106V2ZM116 1L117 0H115V2ZM206 1L207 0H180V3L182 8L185 11H188L198 5H205ZM159 3L160 0H133V5L138 11L156 9ZM140 5L142 7L138 8ZM147 68L153 69L162 77L160 83L151 84V90L147 91L148 95H153L161 103L167 106H176L179 100L177 94V80L175 78L176 70L174 57L164 51L159 44L151 41L146 42L140 48L139 70L143 74L144 70ZM193 94L196 106L198 107L196 127L199 139L205 147L206 153L213 155L217 154V156H220V152H227L224 149V145L229 136L234 135L235 138H245L248 134L250 135L248 142L256 143L259 149L264 151L262 148V146H264V140L261 139L264 138V134H262L264 131L263 119L259 118L258 120H252V126L246 131L242 126L234 125L232 128L236 134H232L226 128L225 124H228L227 126H229L230 121L244 114L241 112L242 110L239 99L233 97L231 93H224V91L218 88L215 89L212 83L200 81H197L195 87H193ZM118 137L120 136L117 135L113 141L116 145ZM143 138H147V133L143 134ZM84 144V141H76L77 150L73 160L69 158H61L59 160V172L54 173L50 182L57 181L58 184L64 186L70 184L71 177H69L66 171L70 170V168L75 171L78 170L77 164L74 161H77V159L80 158V150ZM129 146H133L132 143H129ZM41 168H43L41 164L36 167L33 165L32 171L35 174L36 170ZM118 169H120V166ZM35 176L40 178L38 175ZM117 203L120 204V201L117 200Z\"/></svg>", "mask_w": 264, "mask_h": 264}, {"label": "crops", "instance_id": "crops-1", "mask_svg": "<svg viewBox=\"0 0 264 264\" xmlns=\"http://www.w3.org/2000/svg\"><path fill=\"white\" fill-rule=\"evenodd\" d=\"M230 5H231V1H229V0H222L221 4H220L222 10L228 9L230 7ZM170 7H171V13L175 17L182 16V15L186 14L190 18V20L192 21V24L194 26L191 27L190 29H188V31L191 29H194V27H196V26H200L205 21V19L207 18V12L205 11V5H198L191 10L185 11L181 6L180 0H170ZM139 15L134 16L135 24H143V22L138 17ZM103 17H104V19L111 18L112 12L103 13ZM114 18H115V16H114ZM111 22H112V20H111ZM174 33L176 35H183L184 34L183 32L179 33L176 30L174 31ZM146 42H150V40H148ZM263 69H264V67L261 68L260 71H264ZM261 76H263V78H264V72L261 73ZM139 78H141V81L137 86H139L138 88L144 93L151 90V86H152L151 84L152 83H160V82H157L156 80H158L159 78L162 79V77L160 75H158L151 68L145 69L143 74L141 73V76ZM262 81H264V79ZM196 83H197V81H196ZM39 84H41V88L43 89V91H45V94L41 97L40 101L43 103H48L49 94L46 95V92L50 89L49 83H46V82L43 83L42 82ZM193 87H195V86H193ZM155 139H156V137H155ZM154 143L155 142L153 141L151 145H153ZM104 146H105L104 151L107 152V157H108V160L110 161V162H108L109 163V169L108 170H112V172L110 174L107 172L104 176V179L106 180V182L107 181L109 182L110 180H112L114 178V175H113V172H114L113 170L115 169L114 167H119L120 160L122 161V159H119V157H126V154L114 155V153H110L106 149V143ZM140 151H144V150H140ZM137 152H138V150H137ZM111 157L113 158L112 161L110 160ZM41 175L44 176V179H46L45 178L46 176H47V179H50V176H49L50 174L46 175V174L42 173ZM117 180H118V178L113 179V184H116Z\"/></svg>", "mask_w": 264, "mask_h": 264}]
</instances>
